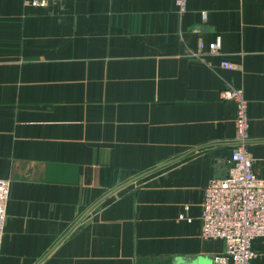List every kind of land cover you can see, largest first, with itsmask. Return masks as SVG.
Segmentation results:
<instances>
[{
    "label": "crops",
    "instance_id": "0c3cea01",
    "mask_svg": "<svg viewBox=\"0 0 264 264\" xmlns=\"http://www.w3.org/2000/svg\"><path fill=\"white\" fill-rule=\"evenodd\" d=\"M225 86L264 179V0H0V264H212L203 187L238 144Z\"/></svg>",
    "mask_w": 264,
    "mask_h": 264
},
{
    "label": "built area",
    "instance_id": "2783aa9c",
    "mask_svg": "<svg viewBox=\"0 0 264 264\" xmlns=\"http://www.w3.org/2000/svg\"><path fill=\"white\" fill-rule=\"evenodd\" d=\"M62 0H25L32 7H46ZM180 12L186 9L187 0H175ZM202 16H205L204 12ZM190 55L205 60V55H216L221 39L205 44L197 43ZM225 69H235L227 60H221ZM221 97L235 102L234 127L238 142L228 159L227 173L211 178L203 187L200 236L221 240L223 250L213 256L212 264H252L255 256L253 242L264 237V179L252 169V160L245 150L248 139L247 100L241 88L225 86ZM10 180L0 178V246L4 234L6 210L9 200ZM182 215H180V218Z\"/></svg>",
    "mask_w": 264,
    "mask_h": 264
},
{
    "label": "rangeland",
    "instance_id": "374dc122",
    "mask_svg": "<svg viewBox=\"0 0 264 264\" xmlns=\"http://www.w3.org/2000/svg\"><path fill=\"white\" fill-rule=\"evenodd\" d=\"M27 4V2H25ZM28 5V4H27ZM30 6V5H29Z\"/></svg>",
    "mask_w": 264,
    "mask_h": 264
}]
</instances>
